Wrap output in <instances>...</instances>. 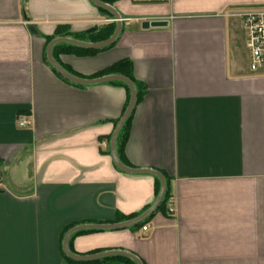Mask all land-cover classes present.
I'll return each instance as SVG.
<instances>
[{"label": "crops", "instance_id": "1", "mask_svg": "<svg viewBox=\"0 0 264 264\" xmlns=\"http://www.w3.org/2000/svg\"><path fill=\"white\" fill-rule=\"evenodd\" d=\"M100 1L122 18L114 44L59 48L55 58L84 78L130 61L144 93L123 160L168 178L176 212L155 210L145 232L76 231L69 248L125 251L142 264H264V66L251 69L236 13L264 0ZM111 22L93 0H0V264H137L63 250L74 226L128 220L157 197L153 174L123 171L111 154L126 87L76 84L47 62L59 26L80 33Z\"/></svg>", "mask_w": 264, "mask_h": 264}, {"label": "water", "instance_id": "2", "mask_svg": "<svg viewBox=\"0 0 264 264\" xmlns=\"http://www.w3.org/2000/svg\"><path fill=\"white\" fill-rule=\"evenodd\" d=\"M93 1L96 4L110 10V12H112V14L114 15L115 20L117 22V25H116V29L113 32V34L109 38H107L105 40L97 41V42H89V41L79 40L76 38L66 37V36L56 37L48 43L47 51H46L47 60L51 64V66L62 77L69 80L70 82H73L76 84H93V83H98V82L114 81L115 80V81H122L129 86V88H130L129 103H128L125 111L123 112L121 118L117 122L115 129L113 131V134L111 136V142H110L111 154H112V157H113V160H114L116 166L118 168H120L121 170L126 171V172H131V173L153 174L154 176H157L160 179L161 185H160L159 193H158L155 201L153 202V204L147 210H145L142 214H140L139 216H137L135 218H131V219H128V220H125L122 222H117V223L81 224V225L74 226L73 228H71L67 232V234L64 237L63 250L68 257H70L71 259L77 260V261H87V260H91L94 258L103 257V256L111 255V254H121V255H124V256H127V257L133 259L135 262H137V264H142L141 260L137 256H135L134 254L129 253V252L120 251V250L119 251L112 250L109 252H101V253H95V254H89V255H80V254H76L73 251H71V249L69 248V244H68L70 235L76 231H79V230H83V229H118V228H126V227H130V226H135V225L139 224L143 220L147 219L155 210L158 209L162 199L164 198V195L166 193V188H167L166 178L160 171L154 170L152 168H133V167H130V166H128L122 162V160L120 159L118 152H117V137H118L119 131L121 130L122 126L127 121V119L129 118V116L132 114V112L135 108V105L137 103V90H136V86H135V83L133 82V80L131 78L125 76V75L116 74V73L107 74V75L95 77V78L80 77V76H77V75L69 72L65 67H63L57 61V59L54 56L53 48L59 42H66V43L74 44V45H77V46H80L83 48H87V49L101 48V47L108 46V45L115 42V40L117 39V37H118V35L122 29L121 28V19L122 18L120 16V14L112 6L105 4L104 2H102L100 0H93ZM166 24H167V22L163 21V20H152V21L145 20L142 23V26L144 28H148L150 26H163Z\"/></svg>", "mask_w": 264, "mask_h": 264}, {"label": "trees", "instance_id": "3", "mask_svg": "<svg viewBox=\"0 0 264 264\" xmlns=\"http://www.w3.org/2000/svg\"><path fill=\"white\" fill-rule=\"evenodd\" d=\"M115 29H116V23L115 22L108 23L107 25H104L100 28H90V29H88L84 32H80V33H73L69 30V28H66L65 26H62V27L59 26L56 29L55 34L48 38V42H50L56 36L73 37V38H76L79 40L97 42V41H101V40H105V39L109 38L113 34ZM113 44L114 43H112L108 46L96 48V49H87V48H83V47H80V46H77L74 44H70V43H66V42H59L54 46L53 53H54V56H56V54H55L56 50H58L59 48L63 51L74 52L77 54L95 53L97 51L107 49V48L111 47ZM47 62H48V60H47ZM50 66H51V64H50ZM55 72H57V71L55 70ZM108 73H119V74H122V75H125V76L131 78L133 80V82L135 83L136 90H137V102H139V100L143 96L144 87L140 82H138L133 77L132 69H131V63L128 59L119 60V61L115 62L113 65H111L110 67L106 68L105 70H103L101 72L96 73L93 76L96 77V76H101V75L108 74ZM57 74H59V73L57 72ZM65 80H67V79H65ZM67 81H69V80H67ZM112 82H117V83L124 85L126 87L127 92H128L127 103H126V107H127L128 103H129V99H130V88H129V86L122 81H115L114 80ZM126 107H125V109H126ZM132 115H133V112L129 116L127 121L124 123V125L122 126L121 130L119 131L118 137H117V152H118V155H119L120 159L122 160V162H124V160H123V158H124L123 149H124V146H125V143H126L128 137H129ZM118 121L119 120L115 121V125L117 124ZM154 177H155V181H156V189L155 190H156V196H157L159 193V190H160L161 182L157 176H154ZM166 181H167L166 193H165L164 198L162 199L158 209H166V202L170 198V194H169V190H168V178H166ZM140 214L141 213H135V214L126 215L124 217L126 219H131V218H135V217L139 216ZM147 220H148V218L143 220L142 222H140L139 224H137L133 227L139 228L140 226L144 225L147 222ZM133 264H135V263H133Z\"/></svg>", "mask_w": 264, "mask_h": 264}, {"label": "built area", "instance_id": "4", "mask_svg": "<svg viewBox=\"0 0 264 264\" xmlns=\"http://www.w3.org/2000/svg\"><path fill=\"white\" fill-rule=\"evenodd\" d=\"M138 1H163V0H138ZM237 15L241 17L246 28V45L250 53V67L257 70L264 66V4L249 5L238 10ZM30 122L26 117L21 118L20 125H28ZM169 213L176 212L174 200L169 198L166 202ZM149 224L141 228L147 231Z\"/></svg>", "mask_w": 264, "mask_h": 264}, {"label": "rangeland", "instance_id": "5", "mask_svg": "<svg viewBox=\"0 0 264 264\" xmlns=\"http://www.w3.org/2000/svg\"><path fill=\"white\" fill-rule=\"evenodd\" d=\"M245 58H246V55H245Z\"/></svg>", "mask_w": 264, "mask_h": 264}]
</instances>
